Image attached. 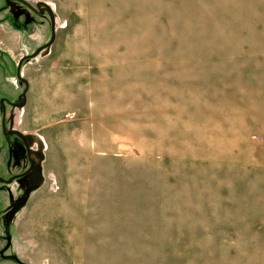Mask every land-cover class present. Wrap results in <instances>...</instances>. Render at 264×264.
Masks as SVG:
<instances>
[{
  "label": "rangeland",
  "instance_id": "obj_1",
  "mask_svg": "<svg viewBox=\"0 0 264 264\" xmlns=\"http://www.w3.org/2000/svg\"><path fill=\"white\" fill-rule=\"evenodd\" d=\"M43 1L56 37L25 64L18 117L46 154L24 258L264 264V0ZM47 34L0 32L15 61Z\"/></svg>",
  "mask_w": 264,
  "mask_h": 264
},
{
  "label": "flooded vegetation",
  "instance_id": "obj_2",
  "mask_svg": "<svg viewBox=\"0 0 264 264\" xmlns=\"http://www.w3.org/2000/svg\"><path fill=\"white\" fill-rule=\"evenodd\" d=\"M45 3L0 0V32L31 37L42 28L48 30L45 42L17 61L0 35V264H31L21 253L19 222L46 181L44 143L37 134L18 127L30 90L23 72L27 64L19 69L20 61L51 39L53 26L56 37L57 17L54 8L52 14Z\"/></svg>",
  "mask_w": 264,
  "mask_h": 264
},
{
  "label": "water",
  "instance_id": "obj_3",
  "mask_svg": "<svg viewBox=\"0 0 264 264\" xmlns=\"http://www.w3.org/2000/svg\"><path fill=\"white\" fill-rule=\"evenodd\" d=\"M45 5H47V7H49L51 13L53 14V11H52L53 6L48 4V3H45ZM54 41H55V26H53V28H52L51 39L42 48L36 50L31 55L24 57L20 61L19 69L21 68V66L27 64L28 62H30L32 60H36L38 58L46 57L50 53V48H51L52 44L54 43ZM29 137H36V135H31Z\"/></svg>",
  "mask_w": 264,
  "mask_h": 264
},
{
  "label": "crops",
  "instance_id": "obj_4",
  "mask_svg": "<svg viewBox=\"0 0 264 264\" xmlns=\"http://www.w3.org/2000/svg\"><path fill=\"white\" fill-rule=\"evenodd\" d=\"M25 109H26V108H25ZM34 113H37V110H35ZM35 115H36V114H35ZM37 115H39V114L37 113Z\"/></svg>",
  "mask_w": 264,
  "mask_h": 264
}]
</instances>
